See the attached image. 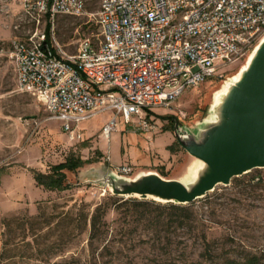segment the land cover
<instances>
[{
	"label": "rangeland",
	"instance_id": "obj_1",
	"mask_svg": "<svg viewBox=\"0 0 264 264\" xmlns=\"http://www.w3.org/2000/svg\"><path fill=\"white\" fill-rule=\"evenodd\" d=\"M98 7V0H87L81 14L55 15L51 40L60 54L76 53L86 37L99 40ZM48 21L37 24L21 0H0V264H183L185 260L224 264L228 256L248 264L251 253L261 255L259 264H264V166L218 183L195 199L193 221L183 226L156 227L148 216L138 220L128 202L108 198L113 192L102 179L111 171L130 178L156 171L183 179L198 158L176 136L175 128H184L198 141L207 136L254 46L223 71L187 87L170 106L155 107L158 128L152 140L122 115L110 138L102 136L111 110L83 120L81 137L72 138L63 121L52 117L39 99L18 89L9 56L13 38L25 37L37 27L46 29ZM70 156L85 160L66 169L70 187L48 189L36 182L33 169L47 171ZM122 164L131 169L118 171ZM100 204L106 214L92 236L91 217ZM201 231L211 241L214 260L202 255ZM159 235H170L172 241L154 240ZM157 257L161 263H154Z\"/></svg>",
	"mask_w": 264,
	"mask_h": 264
},
{
	"label": "built area",
	"instance_id": "obj_2",
	"mask_svg": "<svg viewBox=\"0 0 264 264\" xmlns=\"http://www.w3.org/2000/svg\"><path fill=\"white\" fill-rule=\"evenodd\" d=\"M39 24L58 13L81 14L87 0H21ZM98 41L84 38L72 55L46 39V29L11 40L18 89L39 99L69 135L103 111L147 133L158 128L154 108L170 106L189 86L243 57L264 35V0H98ZM118 171L128 172L127 164Z\"/></svg>",
	"mask_w": 264,
	"mask_h": 264
},
{
	"label": "water",
	"instance_id": "obj_3",
	"mask_svg": "<svg viewBox=\"0 0 264 264\" xmlns=\"http://www.w3.org/2000/svg\"><path fill=\"white\" fill-rule=\"evenodd\" d=\"M233 86L221 106L219 121L202 141L192 139L180 126L174 130L209 171L202 172L191 184L151 171L136 178L111 171L102 178L111 191L153 199L151 194H160L167 198L160 201L189 203L218 183H229L233 176L264 166V44L254 52L247 70Z\"/></svg>",
	"mask_w": 264,
	"mask_h": 264
},
{
	"label": "trees",
	"instance_id": "obj_4",
	"mask_svg": "<svg viewBox=\"0 0 264 264\" xmlns=\"http://www.w3.org/2000/svg\"><path fill=\"white\" fill-rule=\"evenodd\" d=\"M51 21L49 20L46 25V39L51 42ZM85 160L80 157L70 156L65 160L54 163L50 166L47 171H42L38 169H33V174L36 182L48 189H66L71 186L70 182L67 180L66 169L73 170L83 164ZM108 198L112 199L114 202L126 203L128 202L137 214V219L142 220L144 217L149 218V224L154 226L171 224L187 225L193 221L195 215V209L193 207V202L189 203H177L173 201H160L153 198H141L138 196H128L125 197L119 194H111ZM102 205L96 207L95 211L91 217V235L97 233L101 228V222L106 214L105 209H101ZM200 240L204 244L205 248L202 252L204 259L214 260L213 254H211V241L207 237L205 231H201ZM172 237L170 235L167 238L159 235L158 242H171ZM261 260V255L256 253H251L247 256L246 262L248 264H259ZM161 263L159 257L154 258V263ZM162 263H165L162 262ZM175 263V262H174ZM176 264V263H175ZM183 264H202V260H185ZM224 264H239L238 260L234 257L228 256L224 261Z\"/></svg>",
	"mask_w": 264,
	"mask_h": 264
},
{
	"label": "bare ground",
	"instance_id": "obj_5",
	"mask_svg": "<svg viewBox=\"0 0 264 264\" xmlns=\"http://www.w3.org/2000/svg\"><path fill=\"white\" fill-rule=\"evenodd\" d=\"M262 44H264V35L261 37L260 42L257 44L255 51L259 50V48L262 46ZM254 53L251 55L249 63L251 61V59L253 58ZM248 64H245L242 66L240 72H238L235 76H237V78H241L245 72V70H247L248 68ZM209 171V167L206 166L202 160L200 159H196V161H194L191 165H189L186 173L183 176L182 182L186 183V184H191L192 182H195L196 179L198 178V176L202 173V172H207ZM151 173H156L159 174L155 171H151ZM152 197L158 199V200H165L167 199L166 197L160 195V194H151Z\"/></svg>",
	"mask_w": 264,
	"mask_h": 264
}]
</instances>
